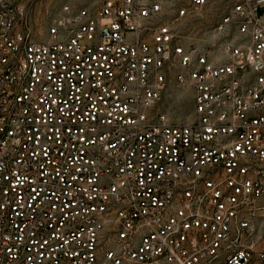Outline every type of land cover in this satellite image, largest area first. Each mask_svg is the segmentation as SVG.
Masks as SVG:
<instances>
[{"label":"built area","instance_id":"obj_1","mask_svg":"<svg viewBox=\"0 0 264 264\" xmlns=\"http://www.w3.org/2000/svg\"><path fill=\"white\" fill-rule=\"evenodd\" d=\"M0 0V264H264V0ZM193 93L187 123L155 112Z\"/></svg>","mask_w":264,"mask_h":264},{"label":"rangeland","instance_id":"obj_2","mask_svg":"<svg viewBox=\"0 0 264 264\" xmlns=\"http://www.w3.org/2000/svg\"><path fill=\"white\" fill-rule=\"evenodd\" d=\"M24 2L29 14V26L39 40L46 38L48 29L62 6L92 4V0H24ZM236 2L237 0H212L206 6L197 8L190 17L185 18L183 23L178 25V28L188 31L193 41L200 42L205 32L229 14ZM262 13L264 14V10ZM193 109L192 91L180 87L173 81L168 85L155 112L165 115L171 122L187 123L192 118Z\"/></svg>","mask_w":264,"mask_h":264},{"label":"bare ground","instance_id":"obj_3","mask_svg":"<svg viewBox=\"0 0 264 264\" xmlns=\"http://www.w3.org/2000/svg\"><path fill=\"white\" fill-rule=\"evenodd\" d=\"M182 93H184V92H182ZM182 93H181V94H182Z\"/></svg>","mask_w":264,"mask_h":264}]
</instances>
